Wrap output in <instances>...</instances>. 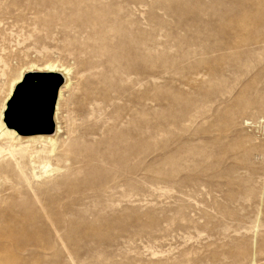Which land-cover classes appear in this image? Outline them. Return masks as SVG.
<instances>
[{
	"label": "rangeland",
	"instance_id": "1",
	"mask_svg": "<svg viewBox=\"0 0 264 264\" xmlns=\"http://www.w3.org/2000/svg\"><path fill=\"white\" fill-rule=\"evenodd\" d=\"M91 1L0 0V264H264V0H114L150 40L136 111L151 140L103 190L66 161L77 96L57 99L50 144L30 142L15 97Z\"/></svg>",
	"mask_w": 264,
	"mask_h": 264
},
{
	"label": "bare ground",
	"instance_id": "2",
	"mask_svg": "<svg viewBox=\"0 0 264 264\" xmlns=\"http://www.w3.org/2000/svg\"><path fill=\"white\" fill-rule=\"evenodd\" d=\"M115 7L114 0H92L82 13L80 6L76 5L69 12L75 17L74 24L64 23L59 32L57 49L63 56L60 55L61 60L46 63V72L30 71L15 82L17 86L22 77L29 73H54L63 78L57 90L52 133L46 132L43 127H29L26 131H31L27 135L30 142L50 144L52 140L49 136L55 133L57 99L62 97L63 89L71 96H77L82 140L69 150L71 153L76 152V156L66 161L70 165H79L86 177L97 176L91 181L97 182L95 190H103L104 182L100 173L105 167L128 169L132 177L140 150L148 146L151 140L148 125L145 128L136 111L137 97L141 93L137 75L140 67L151 58L150 40L140 27L123 20L120 11L114 10ZM65 79L73 82L69 85ZM149 89L150 83L147 81L144 92ZM6 125L4 130L7 135L22 137L9 123ZM115 186L117 184L114 182L116 190ZM126 210L123 207L120 209L121 212Z\"/></svg>",
	"mask_w": 264,
	"mask_h": 264
},
{
	"label": "water",
	"instance_id": "3",
	"mask_svg": "<svg viewBox=\"0 0 264 264\" xmlns=\"http://www.w3.org/2000/svg\"><path fill=\"white\" fill-rule=\"evenodd\" d=\"M30 73L20 82L15 97L19 103L20 111L36 117L31 126L43 127L46 132L53 131L52 115L57 98V90L63 79L54 73H34L40 77L36 82L31 80ZM24 128V127H23ZM31 132V131H28Z\"/></svg>",
	"mask_w": 264,
	"mask_h": 264
}]
</instances>
